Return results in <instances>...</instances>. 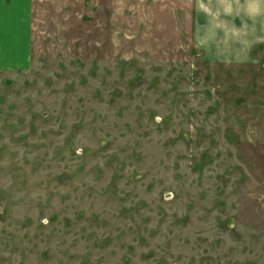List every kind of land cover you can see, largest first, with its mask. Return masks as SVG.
<instances>
[{
	"label": "rangeland",
	"instance_id": "374dc122",
	"mask_svg": "<svg viewBox=\"0 0 264 264\" xmlns=\"http://www.w3.org/2000/svg\"><path fill=\"white\" fill-rule=\"evenodd\" d=\"M191 0H34L0 71V264H264V45L212 64Z\"/></svg>",
	"mask_w": 264,
	"mask_h": 264
},
{
	"label": "crops",
	"instance_id": "0c3cea01",
	"mask_svg": "<svg viewBox=\"0 0 264 264\" xmlns=\"http://www.w3.org/2000/svg\"><path fill=\"white\" fill-rule=\"evenodd\" d=\"M192 45L212 64L253 60L264 45V0H191ZM34 0H0V71H25L31 63Z\"/></svg>",
	"mask_w": 264,
	"mask_h": 264
},
{
	"label": "snow or ice",
	"instance_id": "6c2138e0",
	"mask_svg": "<svg viewBox=\"0 0 264 264\" xmlns=\"http://www.w3.org/2000/svg\"><path fill=\"white\" fill-rule=\"evenodd\" d=\"M3 27V16L0 14V29Z\"/></svg>",
	"mask_w": 264,
	"mask_h": 264
}]
</instances>
